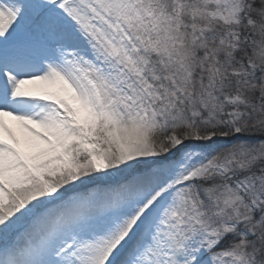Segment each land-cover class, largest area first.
Listing matches in <instances>:
<instances>
[{
    "label": "snow or ice",
    "instance_id": "snow-or-ice-1",
    "mask_svg": "<svg viewBox=\"0 0 264 264\" xmlns=\"http://www.w3.org/2000/svg\"><path fill=\"white\" fill-rule=\"evenodd\" d=\"M0 264H264V0H0Z\"/></svg>",
    "mask_w": 264,
    "mask_h": 264
}]
</instances>
